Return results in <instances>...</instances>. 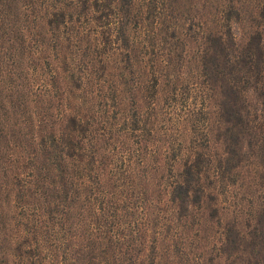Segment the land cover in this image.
I'll use <instances>...</instances> for the list:
<instances>
[{"label":"trees","instance_id":"16d2710c","mask_svg":"<svg viewBox=\"0 0 264 264\" xmlns=\"http://www.w3.org/2000/svg\"><path fill=\"white\" fill-rule=\"evenodd\" d=\"M0 264H264V0H0Z\"/></svg>","mask_w":264,"mask_h":264}]
</instances>
